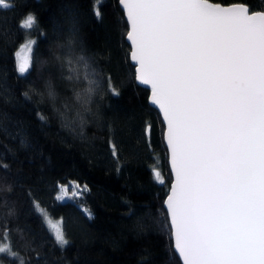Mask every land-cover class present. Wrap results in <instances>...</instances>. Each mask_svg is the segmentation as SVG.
I'll return each mask as SVG.
<instances>
[{"label":"snow or ice","instance_id":"snow-or-ice-1","mask_svg":"<svg viewBox=\"0 0 264 264\" xmlns=\"http://www.w3.org/2000/svg\"><path fill=\"white\" fill-rule=\"evenodd\" d=\"M100 2L94 0L97 18ZM118 3L126 18L134 80L150 87L148 101L159 109L165 125L171 183L160 224L170 237V261L178 257L182 264H264V9L247 3L222 6L210 0ZM14 7V0H0V9ZM36 23L29 13L20 27L30 30ZM69 31L73 39L59 46L66 51L55 59L61 79L72 88L75 116L69 118L73 107L67 101L57 107L60 94L51 79L44 82L43 91L30 88L23 93L26 100L38 96L40 103H50L66 127L77 119L81 125L85 122L84 114L92 111L101 86V73L75 39L79 30L74 19ZM35 43L27 40L21 46L23 55L16 53L21 75L31 67ZM107 85L112 95L119 96L110 75ZM3 102L10 103L6 98ZM37 114L47 124V117ZM151 128L146 123L149 143ZM0 135L18 141L21 149L30 147L21 121H13L2 110ZM110 146L119 164L116 145L110 141ZM8 167L0 160V169ZM152 172L157 182L165 183L155 166ZM86 191V185L82 189L77 184L61 185L56 200L76 199ZM33 208L55 245L64 250L70 241L62 221L53 223L38 202H33ZM83 211L92 218L89 209ZM16 232L24 247L30 248L24 233ZM10 240L5 217L0 221V264H5L4 256L16 264H32L31 257L22 255Z\"/></svg>","mask_w":264,"mask_h":264},{"label":"trees","instance_id":"trees-1","mask_svg":"<svg viewBox=\"0 0 264 264\" xmlns=\"http://www.w3.org/2000/svg\"><path fill=\"white\" fill-rule=\"evenodd\" d=\"M210 1L264 9V0ZM14 4L12 9H0V110L21 121L30 147L21 149L18 141L0 135V160L9 166L0 169V221L7 218L13 247L30 256L32 264L45 259L49 264H181L178 257L170 261V237L160 224L171 182L163 123L147 101L148 89L134 80L125 40L127 24L118 0H101L100 18L94 14V0H14ZM29 13L37 23L26 30L20 23ZM73 19L79 30L75 39L101 73V86L92 111L84 114L85 122L81 125L77 119L66 127L50 103H40L38 96L26 100L23 93L30 88L43 91L44 82L51 79L60 94L57 107L67 101L73 107L69 118L75 116L72 88L61 79L55 59L66 51L59 46L73 39L69 31ZM27 40L36 43L31 67L21 75L16 51ZM109 75L119 96L108 91ZM5 98L9 104H4ZM38 112L47 117V124L41 123ZM146 123L152 126L150 143L144 134ZM110 141L116 145L119 164ZM154 166L164 184L154 179ZM68 180L86 184L88 191L76 201H57L59 185ZM34 201L50 216L62 218L70 241L64 250L55 245ZM80 204L90 210L91 219ZM9 210L13 215H7ZM16 229L24 233L30 248L17 238ZM2 258L5 264H16L12 258Z\"/></svg>","mask_w":264,"mask_h":264},{"label":"water","instance_id":"water-1","mask_svg":"<svg viewBox=\"0 0 264 264\" xmlns=\"http://www.w3.org/2000/svg\"><path fill=\"white\" fill-rule=\"evenodd\" d=\"M210 2H211V3H216V2H212V1H210ZM118 4H119V3H118ZM220 4H221V3H220ZM232 4H234V3H231V4H221V5H222V6H229V5H232ZM119 6H120V5H119ZM120 8H121V6H120ZM121 9H122V8H121ZM122 11H123V10H122ZM124 18H125V17H124ZM125 21H126V18H125ZM125 40H126V39H125ZM126 42L129 44L130 49H131L130 42H128L127 40H126ZM129 53H130V52H129ZM129 60H130V63H131V64L133 65V67H134V62L131 60L130 55H129ZM134 72H135V67H134ZM135 82H136V81H135ZM136 84L139 85V86H141V87H143V88L148 89V91H149V93H148V97L150 96L151 91H150V87H149V86L140 85V84H138L137 82H136ZM147 101H148V99H147ZM148 103H149V101H148ZM149 105H150L151 107H153L155 110H157V112H158V114H159V116H160V119H161V121H162V123H163V133H164L165 125H164L163 117H162V115L160 114L159 109H158L156 106L151 105L150 103H149ZM163 133H162L163 143H164L165 148H166V151H167V163H168V169H169V172H170V175H171V169H170L169 162H168V150H167L166 142H165V140H164V135H163ZM170 183H171V182H170ZM169 187H170V185H169ZM180 263L182 264V261H180Z\"/></svg>","mask_w":264,"mask_h":264},{"label":"rangeland","instance_id":"rangeland-1","mask_svg":"<svg viewBox=\"0 0 264 264\" xmlns=\"http://www.w3.org/2000/svg\"><path fill=\"white\" fill-rule=\"evenodd\" d=\"M25 42H26V41H25ZM25 42H23V43L19 46V48L17 49L16 53H17L18 51H21V52H22V48H21V46L24 45ZM22 55H23V52H22ZM19 59H20V58L16 56V65H17V62H18ZM72 184H77V185H79V186L81 187V189L83 188V186L86 185V184H84V183H80V182H78V181H76V180H68L66 183H64V184H60L58 189H60V186H61V185H72ZM69 191H71V188H69ZM58 192H59V190L57 191V193H58ZM57 193H56V195H57ZM56 195H55V199H56ZM66 200L76 201L77 198H76V199H67V198H65V199L60 200V201H66ZM57 201H58V200H57ZM80 206H81L83 209L86 208V207L83 206L82 204H80ZM42 208H43V207H42ZM44 209H45V208H44ZM45 210H46V209H45ZM46 211H47V210H46ZM47 213H48V212H47ZM48 214H49V213H48ZM49 217H50V219H51V221H52L53 223L56 222V221H62V218H61V217H52V216H50V215H49Z\"/></svg>","mask_w":264,"mask_h":264}]
</instances>
